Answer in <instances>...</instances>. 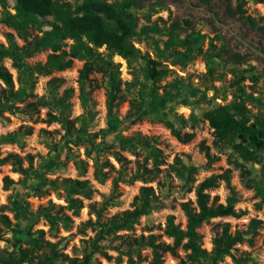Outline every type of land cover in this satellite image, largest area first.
I'll list each match as a JSON object with an SVG mask.
<instances>
[{
  "label": "trees",
  "instance_id": "obj_1",
  "mask_svg": "<svg viewBox=\"0 0 264 264\" xmlns=\"http://www.w3.org/2000/svg\"><path fill=\"white\" fill-rule=\"evenodd\" d=\"M7 1L0 0L2 8L0 23L14 33H6L5 44L0 43V121L5 119V114H22L29 117L32 111L46 107L45 122L59 123L63 133L60 137L61 142L53 146L54 155L39 163L35 169L32 168L34 159L31 155L20 157L10 153L5 156L0 154V166L9 164L12 172L21 176L17 183L5 176L2 187L4 191H7L13 185L20 184L28 189L27 197H42L49 188L58 190L62 187L71 216L61 212L64 209L62 206L56 209V204L52 201H49L50 204L40 212L34 213L30 211L28 202L22 201L20 194L10 199L8 205L0 208V223L10 227L11 221L4 213L6 211L11 213L14 220L24 223L22 228L17 225L18 233H25L30 246L22 249L21 240L17 239L15 244L17 250L5 255L0 254V264H57L59 262L89 264L94 253H100L109 259L102 242L110 236H116L121 230L132 229L138 223L139 217L151 210L156 196L152 187L147 184L153 182L161 170L159 166L162 152L157 148L156 138L143 135L140 131L123 135L120 130L121 122L123 120L128 124L141 120L163 122L182 144H188L194 138V132L183 133L174 122L161 114V110L174 98L167 84L163 86L162 92L159 88H152L147 96L149 99L147 107L141 102L143 98L140 101L128 100V113L124 119L118 118L119 105L127 101L126 88L123 86L130 83L122 81L120 63H115L113 58L119 56L126 60L128 66H131L133 59L140 54L131 41V37L136 34L134 31L136 17L133 10H145L144 4L148 3V0H82V3L76 7L71 6L66 0H15L14 13H11ZM200 1L209 2V0ZM254 2L261 3L262 0H254ZM157 4L163 6L162 1ZM237 5V10L232 14L234 16L239 14L240 20L245 25L264 38V19L246 16L245 4L242 1H239ZM46 17L53 18L49 31H43L41 24L35 20ZM145 20L149 22L150 16H147ZM158 21L164 25L163 29L168 33L169 39L165 42V48L167 51L171 50L169 55L174 56L172 59L174 64L184 67L187 60L205 56L207 60L205 76L212 80L214 69L209 62L221 60L224 63L239 64L244 61V57L239 54L231 55L226 44L217 47L213 38L208 39L206 35L198 31L187 34L193 28L190 20H174L169 25L167 20L162 18H158ZM34 30L38 32L35 35ZM157 31H159L158 24L153 23L152 26H143L140 34L146 36ZM182 34H187L184 39H181ZM206 39H208V48L205 50ZM18 41L22 44L19 45ZM175 46L185 51L176 50ZM102 48L105 52L101 51ZM40 52H48L44 62L31 64L27 61L28 58ZM143 58L145 65L142 67V73L145 79L157 83L166 73V69L159 68L161 64L159 60L144 56ZM5 60L11 61V67L16 71L15 80L11 72L3 65ZM74 60H83L77 76L80 89L78 100L83 112L80 116L71 118L70 100L75 91L66 89L59 94L65 81L63 77L51 76L46 82L47 92L44 96H37L34 90L40 76L51 75L54 71L68 70L73 66ZM250 69L244 68L233 74L231 85L235 92L232 94L230 103L219 104L202 114L203 119L209 122L213 129L212 144L215 147H230L234 152L242 153L245 151L244 143H246L252 153L264 151V117L255 116L253 121H249L243 113L245 102L255 98L253 94L247 92L245 80L248 79L256 84L260 77L258 73L247 75ZM93 73L100 74L104 85H100L96 78L91 77ZM102 86L106 91L107 126L98 131H90V122L96 116L92 93ZM189 119L196 118L190 116ZM182 122L187 124L184 118ZM31 133L32 129L28 127L0 135V145L22 146L21 136ZM108 136H113L112 142L107 141ZM80 146H83L84 157H81L79 152ZM136 148L146 151L147 157H151L154 164L149 167L148 158L143 161L136 159V169L128 175L126 171L131 160L125 157L122 151L135 152ZM198 148L204 154L206 166L212 167L218 156L211 152L210 146L204 141L199 142ZM110 158L119 165V169L110 162ZM89 160L93 162L92 175L95 181L101 184L107 180L111 181L110 192L108 195L101 194L100 201L88 204L90 217L79 226L80 233H84L86 228L95 231L93 237L83 240L88 244L89 250L83 253L81 259L69 258L58 250V243L44 240V231L37 230L31 233L30 230L40 217L47 221L50 231L59 223L64 229L72 226L71 217H78L85 206L83 198H91L97 192L88 178H81L88 171ZM175 160L176 164L172 167L184 179L187 191L193 192L195 196L194 201L187 200L180 203L186 220L185 227L182 228L181 224L175 221L173 214H168L163 234L172 241L161 240L159 236L149 233L146 236L140 234L132 237L129 239V245L136 248H149L151 252L149 264H163L166 253L178 257L179 249L184 250L186 254L184 258L179 257L177 264H226L225 258H229L232 264H249L252 261L250 252H239L237 245L244 240L245 233L250 234L248 239L251 244L253 243V236L258 235V229L263 224L261 220L252 218L246 232L231 233L228 223L222 224L221 229L215 226L211 250L204 247L203 235L198 232L201 224L208 223L213 218H238L244 212L236 208L239 200L230 183V170L222 174L212 173L196 184L195 175L199 171L198 168L185 164L178 157ZM25 161L28 163L27 167L23 166ZM68 161L73 163L77 178L59 180L45 177L46 171L51 170L52 167H65ZM241 167L244 185L253 189L255 195L259 196L264 204V185L250 176L249 168L244 165ZM113 171L116 172V176H111ZM137 180L143 185L133 197L132 207L107 218L106 211L116 206L121 196L120 184ZM220 181L224 182L229 193L226 203H221L217 195L212 196L209 192L218 187ZM91 215L94 217L92 218ZM1 239L0 234V241ZM44 243L46 246L50 245V248L38 253L44 248Z\"/></svg>",
  "mask_w": 264,
  "mask_h": 264
},
{
  "label": "rangeland",
  "instance_id": "obj_2",
  "mask_svg": "<svg viewBox=\"0 0 264 264\" xmlns=\"http://www.w3.org/2000/svg\"><path fill=\"white\" fill-rule=\"evenodd\" d=\"M162 1V5H158L157 2ZM218 1V0H217ZM222 1V0H221ZM226 5L236 8L239 1H242L244 9L246 10V16L258 19L262 17L264 19V0L261 3H255L254 0H225ZM8 6L11 13H14L13 7L15 6V0H8ZM71 6L76 7L82 3V0H66ZM112 3L113 1H108ZM157 4V5H156ZM146 9L133 10L136 17L135 22V35L131 37L133 45L140 51V54L133 59L132 65L128 66L125 59L121 57H114L115 63H120L121 79L123 82L127 81L130 84H125V95L127 101L122 102L118 108V118L124 119L128 113L129 103L128 100L134 99L140 101L142 98L143 105H148V93L152 88H159L160 92L163 91V86L167 84L168 88L173 92V100L167 104V106L161 110V114L170 119L175 125L182 130L183 133L194 132V138L188 144H182L172 134L170 128L163 122H153L149 120L137 121L134 124H128L127 122H121V133L123 135H130L134 132L140 131L143 135L154 137L157 140V148L161 150V163L160 172L157 174L155 180L147 186L152 187L156 199L150 211L146 215L140 216L138 223H136L130 230H121L116 236H110L107 240L102 242L105 248V252L108 254L109 259L102 256L100 253H94L91 256L89 264H149L151 259V252L149 248H136L129 245V239L138 235H148L152 233L159 236L161 240L172 241L163 234L166 216L173 214L175 221L181 224L184 228L186 224L185 217L182 213L180 203L187 200L194 201L195 196L193 192L187 191L184 179L176 173V170L172 167L176 164L175 158L178 157L187 165H193L198 168V172L195 175L196 184L204 179L206 176L212 173H224L226 170H230V183L234 187L239 200L236 208L241 209V216L238 218L233 217H216L211 219L208 223L200 225L198 232L203 235V245L208 250L212 249V238L214 236V228L221 229V225L228 223L230 232L235 231L246 232L248 223L252 218L259 219L263 222L260 229H258V235L253 236V243L249 242L248 237L250 234H244V240L241 241L237 248L239 252L249 251L252 257V261L249 264H264V204L261 202L260 197L255 195L253 189L247 188L242 180L241 173L242 167L245 166L251 170L250 176L255 178L256 181L264 185V151H256L252 153L250 147L244 143L245 151L242 153L234 152L230 147H215L212 144L213 129L210 127L209 122L203 119L202 114L204 111L216 107L219 104L226 105L231 102L232 94L235 89L232 87V76L241 69H250L247 75L252 73L260 74L258 83L253 84L250 80H245L247 85V92L253 94L254 99L245 102L244 115L249 118V121H253L255 116L264 117V64L253 54H248L243 63L232 64L228 62H222L221 60H214L209 64L214 69V79H209L205 76L207 71V60L205 56H197L192 60H187L186 65L183 67L180 64H174L172 59L173 55H169L171 50L167 51L165 48V42L169 39L168 33L163 29L164 25L158 21V18L167 20L169 25L174 20L192 19L193 28L188 31L187 34L192 32H200L206 35L208 39L213 38L214 44L220 47L223 41L220 39L216 32H213V26L204 22L202 18L196 17L203 16L198 10H193L190 4L186 0H148V3L144 4ZM2 8L0 6V14ZM150 16L149 22L145 19ZM38 24H41L43 31H49L50 23L53 21L52 17L37 18L35 19ZM153 23H157L159 31L157 33H151L146 36L140 34V29L148 26H152ZM227 24L236 32L243 34L254 43H259L264 46V41L259 37L256 31L249 30L246 26L238 21H228ZM11 32V29L7 28L0 23V43L5 44V34ZM37 31H33V34H37ZM220 32H218L219 34ZM187 34H182L181 39H184ZM40 35V33H39ZM208 39L204 42V49L208 48ZM19 45L22 44L18 41ZM70 44V43H69ZM230 52H242L246 50L243 47H235L231 41ZM176 50L185 51L183 48L175 46ZM105 52L104 48L101 49ZM49 52V51H48ZM48 52L36 53L27 61L31 64L36 62H44ZM168 52V53H167ZM248 53V52H247ZM165 54V57H163ZM144 57L150 59L159 60L161 64L159 68H165L166 73L161 77L157 83H153L145 79L142 73V67L145 65ZM83 60H74L73 66L68 70L54 71L51 75L40 76L37 80V84L34 93L37 96H44L47 92V80L51 76H59L65 79L64 85L60 88V92L66 89H74L73 96L70 100L71 118L80 116L83 109L78 100V94L80 92L79 84H77L78 70L82 66ZM3 65L11 72L13 78H16V71L11 67V61L5 60ZM253 67V68H252ZM91 77L97 79L100 85H104L99 73H93ZM253 85V86H252ZM105 88L104 86L97 88L92 97L95 100L96 116L90 122V131H98L100 128H106V108H105ZM23 105V104H22ZM21 105V106H22ZM47 108H39L38 111H32L31 116L26 115H8L5 114V119L0 121V135L17 131L19 128L25 129L30 127L32 133L30 135H22V146L17 144L0 145V154L5 156L6 154H14L20 157L27 155L33 156L32 168L35 169L39 163L46 159H49L54 155L53 146L60 143V137L63 133L61 125L57 122L46 123ZM190 116H194L195 120H190ZM186 120L187 124L182 122V118ZM113 136H108L107 141L112 142ZM204 141L210 146L212 153L218 156L216 162L212 164V167L206 166L204 154L199 150V142ZM135 152L122 151V154L131 160L129 168L126 173L129 175L136 169V159L143 161L147 157V152L142 151L140 148H136ZM79 152L81 157L83 156V146H80ZM89 162L88 171L81 178H88L93 186L97 189L91 198H83L85 206L80 211L78 217H71L73 220L72 226L68 229H64L62 224L49 230L47 221L40 217L39 221L31 227V233L37 230L44 231V240L50 243H58V250L62 251L69 258L81 259L83 253L88 249V244L83 241L90 237H93L95 231L91 228H86L85 232L79 231L81 222L90 217L88 214V204L93 201H100L101 194L108 195L110 192L111 181L107 180L104 184L98 183L94 180L92 171L93 162ZM110 162L119 169V165L110 158ZM148 166L152 167L154 162L151 157L147 159ZM66 166L52 167L51 170L46 171L45 177L48 179L58 178L59 180L65 178H77L76 169L71 161L66 162ZM24 167L28 166L25 161ZM12 167L9 164L0 166V208L9 204V200L15 198L20 194L23 198L22 201H26L29 204L31 212H40L41 209L47 207L52 201L56 204V209L62 206L61 210L64 214L71 216V212L68 211V203L65 202V192L62 187L58 190L49 188L42 197L30 196L27 197V188L22 187L20 184L13 185L9 190L4 191L2 187V180L5 176H8L15 183L19 182L21 176L12 172ZM116 172L113 171L111 176H116ZM143 185L141 181L137 180L132 183H121L119 191L121 196L116 206L111 207L106 211L105 216L107 218L120 213L125 209L132 207L133 197L138 193L139 187ZM210 194L217 195L221 203H226V198L229 193L225 188L224 182L219 183L218 187L211 189ZM55 209V210H56ZM1 214V209H0ZM11 221V226L6 227L0 223L2 232V239L0 241V254L5 255L7 253L17 250L16 240L20 239V247L22 249L29 248L30 243L27 240V236L24 232L18 233L17 225L20 228L24 226V223L16 221L12 218V214L5 212ZM93 218L94 216L91 215ZM42 245V244H41ZM50 248V245L40 249L38 253ZM238 252V253H239ZM237 253V254H238ZM185 252L182 249L178 251V257L172 256L169 253L164 255L163 264H177L179 257L184 258ZM224 263L232 264L229 258L224 259ZM57 264H67L59 262Z\"/></svg>",
  "mask_w": 264,
  "mask_h": 264
},
{
  "label": "flooded vegetation",
  "instance_id": "obj_3",
  "mask_svg": "<svg viewBox=\"0 0 264 264\" xmlns=\"http://www.w3.org/2000/svg\"><path fill=\"white\" fill-rule=\"evenodd\" d=\"M165 1H169V0H165ZM177 1V0H175ZM186 2H188V4H190V7L193 10H198L200 13H203V16H198L196 18L200 19L202 18L204 20V22H206L207 24H210L211 26H213L212 28L214 29L213 32H216L217 35L215 36H219L220 39L223 41V44H226L227 49L230 50V44H228L229 41H231L232 43H234L235 47H243L246 52L242 53V52H232L231 55H241L244 57L243 60H245L248 56V54H253L254 56H256L258 59H260L262 61V63L264 64V59H262V57L258 56L257 53H255L250 46H253L259 50H261L264 53V46H262V44L259 43H254L252 40L248 39L247 37H245L243 34L239 33V32H235L228 24V21H238L240 23H242L244 26H246L249 30L253 31L248 25H245L241 20H240V15L237 14L236 16H234L232 14V12H235L237 10V6L236 8L232 7L231 5L228 6L226 5V1L225 0H209L208 3H202L200 0H186ZM183 20V19H182ZM184 20H190L193 24L192 19H184ZM181 21V20H179ZM223 25L224 27H226L227 29H223V27L221 26ZM218 32H220L218 34ZM259 37H261V39L264 41V38H262V36L259 34ZM246 43V44H245ZM250 46H248V45ZM248 52V53H247Z\"/></svg>",
  "mask_w": 264,
  "mask_h": 264
},
{
  "label": "water",
  "instance_id": "obj_4",
  "mask_svg": "<svg viewBox=\"0 0 264 264\" xmlns=\"http://www.w3.org/2000/svg\"><path fill=\"white\" fill-rule=\"evenodd\" d=\"M221 26L223 27V29H227V28L224 27L223 25H221ZM245 44H246V43H245ZM247 45H248V44H247ZM248 46H250V45H248ZM250 47H251V49H252L255 53L258 54V56H260V57H262V59H264V53H263L261 50L255 48V47H253V46H250Z\"/></svg>",
  "mask_w": 264,
  "mask_h": 264
}]
</instances>
